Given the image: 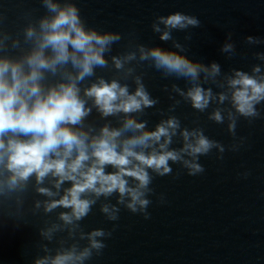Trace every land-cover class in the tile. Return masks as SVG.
<instances>
[{
	"label": "clouds",
	"instance_id": "9594fccd",
	"mask_svg": "<svg viewBox=\"0 0 264 264\" xmlns=\"http://www.w3.org/2000/svg\"><path fill=\"white\" fill-rule=\"evenodd\" d=\"M39 3L43 14L25 13L15 30L0 12V227L38 219L30 264H88L103 255L122 209L151 218L157 177L172 176L173 165L174 178L202 175L201 157L214 153L222 161L245 146L240 119H264V52L253 53L259 63L250 71L194 60L186 42L201 21L177 11L150 25L171 47L141 43L132 31L125 50L113 54L124 35L90 26L76 0ZM174 32L187 33L185 43ZM244 43L264 39L247 36ZM220 52L229 60L237 54L232 32ZM145 66L185 82L164 86L166 110L149 91ZM182 103L226 125L232 143L210 138L198 120L184 125L175 114ZM149 109L161 117L151 128ZM157 200L167 202L163 193ZM97 205L112 227L86 230L82 222Z\"/></svg>",
	"mask_w": 264,
	"mask_h": 264
}]
</instances>
